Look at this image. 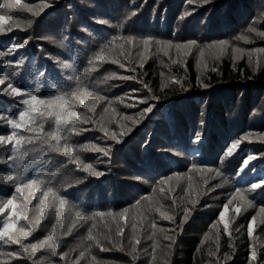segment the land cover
<instances>
[{"label":"trees","instance_id":"1","mask_svg":"<svg viewBox=\"0 0 264 264\" xmlns=\"http://www.w3.org/2000/svg\"><path fill=\"white\" fill-rule=\"evenodd\" d=\"M50 3L52 6L37 17L23 10H12L13 17L21 21V27L0 34V46L12 38L16 41L28 38V45L17 50L25 58V65L24 70L18 72L15 83L40 97L70 91L74 81L67 77L82 73L88 59L113 36L132 34L173 42L196 39L201 46L227 40L230 45L246 50L241 58L233 60L231 47L221 58L214 59L207 53L200 57L195 48L188 55L183 51L177 55L175 49L165 55V50L155 45H150L146 52L139 43L125 45L123 49L117 45L107 60L88 74L85 83L108 100L99 102L95 113H88L97 123L77 124L76 127L88 131L78 135L66 134V138L69 144L77 146L75 154L80 161L93 164L104 174L89 175L69 163L66 157L48 150L39 139L31 145H24L29 151L24 162V175L38 176L52 186L57 195L65 197L63 221L66 226L76 221L71 234L61 235L63 230L57 229L56 253L69 252L65 259L70 264L78 255L88 229L95 223L94 234L107 232L105 225L113 234L118 225L123 226L125 246L135 231L140 240L136 245L138 257L132 261L127 252L118 249L101 251L93 246L91 254L80 264H217V261L218 264H247L251 246L258 251L256 264H264V224H259V216V226H254L253 237L247 235L251 216L257 215L259 208L264 206V191H261L264 185L250 189V181L264 177V140L261 139L264 137V52L255 51L264 49V38L257 36L256 32H248L249 26L264 32V0H209L206 4L189 3V0H50ZM132 11L136 15H130ZM28 19L32 20L30 26L25 23ZM98 19L108 23H98ZM244 36L248 37L247 42L238 39ZM120 52L124 53L119 59L125 68L111 63ZM248 52L252 54L251 63ZM5 59L14 57L0 58V61ZM174 60L180 62L173 63ZM141 62L143 67H140ZM64 64L71 67L65 68ZM38 69H46L47 78L36 76ZM5 70L11 72L13 66H0V73ZM112 73L117 76L105 80ZM121 75L135 78L122 80ZM170 77L179 78L186 90L179 84H169L161 90L162 84L168 83ZM198 81L208 87H202ZM141 82L147 83L161 99L156 102L153 113L133 126L131 121H124L122 117L137 116L145 107L129 100V97L148 94ZM133 89L140 91L133 92ZM18 101L19 98L0 94V112L14 115L22 107ZM126 103H136V106L126 107ZM105 107L109 108L106 114ZM72 108L86 112L78 102ZM112 108L119 115H114ZM117 120L125 127H131L119 144L103 138L99 131L104 124L119 132ZM43 124L45 133L55 130L54 117L46 116ZM8 130V126L0 121V132ZM196 132L203 137L199 145L191 142ZM243 137L247 138L242 140L233 155L225 156L226 146ZM93 144L100 147L112 145L111 156L91 150ZM80 145H88L89 149L84 150ZM194 147L199 151L194 153ZM249 154L255 159L249 161L243 173L237 174ZM7 156L8 153L0 147V174L11 170ZM193 164L205 166V170L194 169ZM215 169H219V175ZM177 173L179 178L175 175ZM169 175L173 179L163 186L164 192H161L156 182ZM77 179L82 182L74 183ZM66 182H73L72 187H67ZM238 187L246 199H237L229 206L225 216L229 222V235L218 222V214ZM12 192L14 188L0 179V203ZM16 196L18 203L22 197L18 193ZM39 197L41 193L37 191L29 205L32 218L38 215ZM141 197L145 199L141 200ZM138 200L141 202L137 205ZM248 201L252 202V207L248 206ZM185 207L191 211L181 231L176 225L183 217ZM236 207L241 210L239 214L234 212ZM57 208L58 202L56 207L48 204L39 225L24 239L25 244L44 240L51 234V228L56 224ZM125 209L128 211L121 217ZM96 212L113 215L93 219L77 216V213L92 216ZM161 213L174 216L175 222L164 219ZM3 218L4 215H0V222ZM214 223L215 228L212 227ZM18 226L27 227L29 222L20 220ZM237 228L239 231L235 230ZM153 233L154 239H149ZM165 235H172L176 241L171 248ZM154 240L157 245L155 261L152 259ZM102 242L109 246L107 241ZM230 243L232 247H229ZM18 250L19 245L0 241V264H32L33 260L39 264H65V260H61L58 254L53 255V249L47 246L38 248L32 259L17 260L7 256L8 252ZM209 252L215 254L209 255ZM224 253H229L231 259L225 261Z\"/></svg>","mask_w":264,"mask_h":264},{"label":"snow or ice","instance_id":"2","mask_svg":"<svg viewBox=\"0 0 264 264\" xmlns=\"http://www.w3.org/2000/svg\"><path fill=\"white\" fill-rule=\"evenodd\" d=\"M208 3L209 0H189V3ZM52 5L50 0H35V2L22 3L21 0H2L0 2V34H5L12 32L14 28L21 27V21L17 18H14L12 10H23L27 13H30L32 17L40 16L45 9L50 8ZM138 7V6H137ZM130 15H136L135 11H132ZM184 15H188L185 13ZM127 19V17H125ZM183 19V17H181ZM98 23L106 24L107 20L98 19ZM27 25H31L32 20L28 19L25 21ZM248 32H256L257 36L264 38V32H259L254 26H249ZM66 40L67 37L65 36ZM238 39H244L246 42L248 40L247 36L238 37ZM119 41H123V44H119ZM28 38L23 39L22 41H16L15 38H12L3 46H0V58H5L12 56L14 59L11 60H2L0 61V66H13L11 72L4 71L0 73V94L10 96L12 98H19V104L22 106L19 110L13 115L9 112H0V121L8 126L7 132H0V147H3L4 150L8 153L7 160L11 164V170L0 174V179L8 182L13 188L14 192L10 193L9 196L5 199L4 202L0 203V215H4L2 222H0V241L4 244H15L19 245L18 251H10L7 253V256L12 259L21 260L24 258L32 259L35 256L38 248L49 247L53 249V255H59L61 260H65V264H69V261L66 260V257H69V252L56 253L55 248L58 245V238L56 236L57 229H62L61 235L71 234L73 228L76 227V221L65 225L62 218V210L67 203L65 197L57 195L52 186H48L44 180L40 179L38 176H25V159L29 156V151L24 147L25 144H33L35 140H41L43 144L47 145L48 150L51 152H56L67 158L69 163L75 164L78 169L83 170L84 172L89 173L92 176H102L104 173L98 171L94 168L91 163H83L80 161L79 156L76 155V145L69 144L67 142L66 134H76L80 132L88 131L85 128L76 127L77 124H87V123H97L88 113H95L96 105L101 101H107L108 98L99 94V92L93 90L87 83H85L86 77L92 71H95L99 68L100 64L107 60L109 54L119 45L121 49L125 45H133L134 43H139L143 45L144 51H148L150 45H155L161 47L165 50V55H168L169 52L175 49L177 55L183 51L184 55H188L195 48L198 50L200 57H205L207 53L214 59L221 58L224 53L231 47L232 58L233 60L241 58L246 50L243 48L230 45V42L227 40H217L207 45H199L196 39L187 40L184 42H173L168 40L156 39L152 36H140L137 37L132 34L121 35L119 37L113 36L111 40L106 41L102 45L99 52L95 53L87 61V67L84 71L77 75H69L67 78L70 81H74V87H71L68 92H60L59 94L53 95L51 97H40L36 95L32 90L21 87L19 84L15 83V79L19 71L24 70L25 58L17 52L18 49H24L28 45ZM63 44V41H61ZM256 52H264V49H255ZM249 56V63L252 62L251 52L247 53ZM120 55H124L123 52L117 53L116 58L111 60V63L119 64L121 68H125L126 65L122 63L119 59ZM171 59V56H169ZM179 60H174L173 63H179ZM257 66H259V61H257ZM65 68L71 67L69 64H64ZM140 67H143V62L140 63ZM134 70V69H130ZM215 71V68L212 69ZM36 76L47 78V70H37L35 73ZM163 75V73H162ZM116 73H112L110 76H106L105 80L112 79L116 77ZM122 80L134 79L135 77H130L127 75L119 76ZM200 82V81H198ZM143 83V87L147 89L148 94L143 96H133L129 97V100H133L136 103L145 105V107L140 109V112L137 116H123L124 121H131L132 125L138 124L140 119L146 117L148 114L153 113L154 109L157 107V103L161 99V96L153 93V90L148 86L147 83ZM202 87H208L207 84H203ZM169 84L175 85L179 84L181 89L186 90L185 85L177 77H170L169 82L162 84L161 90L168 87ZM38 90V89H37ZM140 89H133V92H139ZM78 102L86 112H79L73 110L72 106ZM123 102V101H121ZM110 103V102H109ZM136 103H126V107H135ZM114 115H119L116 113L115 108L111 109ZM109 108H104V113H108ZM54 117L55 118V130L49 133L44 132L43 119L45 117ZM104 120V115H101V121ZM116 123L120 127V131L110 130L108 127L101 124L99 131L103 133V138L107 140L114 141L116 144L121 143L123 137L131 131V127H125L123 123L119 120ZM43 134V135H42ZM247 137L237 138L231 142L230 145L226 146L224 149V155L231 157L235 150H237L242 143L243 139ZM264 140V137H261ZM203 137L199 132H196L192 137V144L199 145L202 143ZM64 141L63 143H61ZM80 148L88 150V145H80ZM91 150L102 153L106 157L111 156L112 145H105L103 147L97 146L95 144L91 145ZM197 147L193 148V152H198ZM177 154H182L178 152ZM255 159V156L249 154L243 163L240 166L238 173H243L244 168L249 165V161ZM192 167L199 168L200 171L205 170V166L193 164ZM217 175L220 174L219 169H215ZM179 178V173L175 174ZM173 179V176H165L160 178L156 183L161 192H164V185H167L169 181ZM82 182V179H77L74 183L79 184ZM50 183V181H49ZM73 182H66L67 187H72ZM261 185H264V177H261L259 180L250 181V189L255 190L260 188ZM40 191L41 197L38 198V215L35 218L29 216V205L32 203V198L35 197V193ZM155 191V189H154ZM264 191V189H261ZM25 192L27 194H25ZM20 194L22 199L17 203L16 194ZM49 197L51 200L49 201ZM144 197H141V200H144ZM237 199H246L242 195V189L236 188L235 192L230 194V198L226 203L223 204V209L218 214V222L223 224V231L229 233V222L225 219L226 213L230 205H233V202ZM58 202V208L56 212V224L51 228V234L46 237L44 240H39L35 243L25 244L23 241L26 239L33 229L39 225L40 219L45 215V208L50 203L52 207H56ZM141 201H137V205ZM175 203V202H174ZM248 206L252 207V202L248 201ZM7 210V211H6ZM128 211L125 209L124 212L120 214L121 217ZM190 209L185 207L183 209V217L180 219L179 223L176 225L177 229L183 230V225L187 222V219L190 215ZM240 208H234L236 214L240 213ZM112 213L105 212H96L92 216H81L80 213H77V216L84 219H93L94 217H105L112 216ZM164 219L175 222V217L172 215H164L161 213ZM257 216L260 217L259 224H264V206L259 208L257 215H252L248 224H247V235L249 238L253 237L254 226H259L257 223ZM20 220L28 221L29 226H18ZM108 228L105 233H93V229L96 228V224L93 223L88 229V234L85 238V241L82 242L80 250L75 259L70 261V264H80L81 260H84L87 255L91 254V249L93 246L99 248L101 251H111L113 249H118L122 252H127L129 256L132 257V261H135L138 257V251L136 245L140 243V240L136 237L135 231H133L132 236L128 239V244L125 246L123 241V226H117L115 234H113L112 229L105 225ZM152 227L155 228L156 225L153 223ZM212 227H216L214 223ZM135 229V225H133ZM239 231V228L235 229ZM175 231V230H173ZM154 233L152 236H149V239H154ZM120 238V239H117ZM166 240H169L171 243L168 245L169 248L176 243L172 235H165ZM231 239V237H230ZM107 241L109 246H105L102 242ZM233 245L230 243L229 247ZM155 240L153 242V254L152 259L155 261V250H156ZM71 251H76L72 249ZM217 251L219 248L217 247ZM215 253L209 252V255H214ZM223 259L225 261L231 259L229 253H224ZM264 259V258H262ZM92 260L95 261V257H92ZM258 261V251L255 246L250 247V252L247 260V264H256ZM7 264V262H5ZM32 264H39V261L33 260ZM131 264V262H130ZM218 264V261H217Z\"/></svg>","mask_w":264,"mask_h":264},{"label":"bare ground","instance_id":"3","mask_svg":"<svg viewBox=\"0 0 264 264\" xmlns=\"http://www.w3.org/2000/svg\"><path fill=\"white\" fill-rule=\"evenodd\" d=\"M235 10H236V9H235ZM238 11H239V10H238ZM242 12H243V11H242ZM233 13H234V12H233ZM239 13H240V12H239ZM243 13H244V12H243ZM243 13H242V14H243ZM230 15H231V14H230ZM234 15H235V14H234ZM234 15H233V16H234ZM236 15H237V14H236ZM248 17H249V15H248Z\"/></svg>","mask_w":264,"mask_h":264}]
</instances>
